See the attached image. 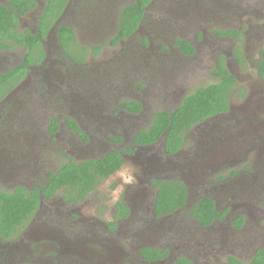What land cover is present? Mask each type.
Here are the masks:
<instances>
[{
    "label": "rangeland",
    "instance_id": "obj_1",
    "mask_svg": "<svg viewBox=\"0 0 264 264\" xmlns=\"http://www.w3.org/2000/svg\"><path fill=\"white\" fill-rule=\"evenodd\" d=\"M131 2L69 0L57 24L72 27L79 45L100 50L72 62L50 33L46 59L2 98L0 188L37 185L67 156L81 161L129 144L156 111H171L194 88L214 82L211 71L219 54L236 80L231 114L191 127L175 155L164 152L163 139L127 155L122 165L138 166V183L127 187L121 200L132 198L143 182L141 192L149 195L113 229L116 171L79 204H65L59 194L44 200L9 240L0 238V264H150L139 254L145 246L168 250L164 261L153 264H175L180 256L193 264H229V256L246 262L264 247V89L254 67L264 50V0H153L135 32L109 45L118 10ZM34 17L24 16L20 29H34ZM226 29L239 30L241 40L217 33ZM179 38L195 48L191 56L174 45ZM22 52L21 47L0 52V73ZM125 101L140 103V110L120 108ZM53 117L58 129L50 133ZM66 118L86 140L66 125ZM243 139L247 146L238 153L233 149ZM250 141L255 148L248 147ZM160 178L183 180L188 201L185 208L157 217L151 210V181ZM202 196L226 211L222 221L202 227L190 217V206ZM238 214L244 218L236 229L232 220Z\"/></svg>",
    "mask_w": 264,
    "mask_h": 264
},
{
    "label": "trees",
    "instance_id": "obj_2",
    "mask_svg": "<svg viewBox=\"0 0 264 264\" xmlns=\"http://www.w3.org/2000/svg\"><path fill=\"white\" fill-rule=\"evenodd\" d=\"M68 0H46L34 31L19 29V17L33 7V0H7L0 4V52L12 51L15 47H22L21 61L14 67L0 73V99L10 91L16 83L24 77L29 67L39 64L44 59L45 49L42 40L45 39L55 20L60 16ZM152 0H133L124 4L117 13L116 30L109 38L108 44L115 45L122 39L131 36L140 24L145 8ZM222 36H233L241 40L238 30H219ZM56 37L67 58L72 62H82L88 54L97 55L100 47L94 45L87 47L76 42L74 29L65 25H57ZM174 45L183 54H193L194 47L186 40L176 39ZM237 54V52H235ZM237 60L240 56L237 54ZM255 71L262 81L264 89V50L258 51ZM211 74L215 81L197 86L183 97L181 103L171 111H156L148 127L136 132L129 144L122 148L110 150L108 153L96 157L74 161L70 156L54 171H48L44 179L32 188L18 185L11 190L0 188V238L9 240L37 210L41 197L49 198L61 195L68 204L82 202L89 192L105 178L117 171L123 163V155L131 153L136 145L156 143L163 139L164 150L167 155H174L181 149L184 133L205 119L221 115L229 111L230 95L236 80L233 73L226 66L225 56L220 54L212 68ZM239 90V97L243 96ZM120 108L131 112H138L141 108L136 101H125ZM66 125L79 136L86 138L77 124L71 118L65 119ZM58 129V118L53 117L49 122V132ZM118 142L122 139L115 138ZM155 187L153 209L155 216H165L185 208L188 198V188L179 178H160L151 181ZM262 205L264 207V198ZM115 213L110 229L114 228L117 219L128 214V207L123 200L114 204ZM226 211L218 210L214 199L202 196L195 200L189 208V215L202 227H210L215 222L225 218ZM244 216L236 215L232 224L239 229L243 224ZM143 260L150 262L165 259L168 256L166 248L145 246L139 250ZM229 264H264V247L255 250L253 256L243 262L235 256L227 258ZM30 264V263H27ZM175 264H193L186 257H178Z\"/></svg>",
    "mask_w": 264,
    "mask_h": 264
},
{
    "label": "flooded vegetation",
    "instance_id": "obj_3",
    "mask_svg": "<svg viewBox=\"0 0 264 264\" xmlns=\"http://www.w3.org/2000/svg\"><path fill=\"white\" fill-rule=\"evenodd\" d=\"M153 1V0H152ZM151 1V2H152ZM33 2H34V4H33V7L31 8V9H29L28 11H26L25 13H24V15H22V16H20L19 17V29H20V25H21V21H22V18H24V16H26V15H28V14H35V17H34V21H35V26H34V29H28V28H25L26 30H30V31H34L35 29H36V24H37V21H38V18H39V15H40V13H41V11H42V9L44 8V6H45V2H46V0L45 1H43V0H33ZM150 2V3H151ZM7 3V0L4 2V3H0V4H6ZM69 3V0L67 1V3H66V5ZM149 3V4H150ZM66 5H65V7H66ZM65 7H64V9H63V11L61 12V14H60V16L55 20V23H54V25L52 26V29L49 31V33L47 34V36L45 37V39L46 38H48V36H49V34L50 33H52V38L51 39H54V41H55V43H56V45H58V47L60 48V50L63 52V54L65 55V53H64V51L62 50V48H61V45L59 44V42H58V39H57V37H56V34H55V30H56V26L57 25H61V24H57V21L59 20V18L64 14V10H65ZM147 8V7H146ZM145 8V9H146ZM142 21V20H141ZM65 26H67V25H65ZM68 27H70V26H68ZM72 28V27H71ZM25 29H23V30H25ZM227 30V29H226ZM235 30H237V29H235ZM238 32L240 33V35H241V32L238 30ZM76 37V36H75ZM226 37H231V36H226ZM45 39H43L42 40V45H43V47H44V49H45V56H44V59L41 61V63H39V64H33V65H31L30 67H29V69H28V71H27V73L33 68V67H37V66H40L42 63H43V61L46 59V57H47V55H48V52H47V50H46V47H45ZM179 39H182V38H179ZM237 39V38H236ZM183 40H185V39H183ZM187 41V40H186ZM188 42V41H187ZM189 43V42H188ZM190 44V43H189ZM191 45V44H190ZM192 46V45H191ZM22 48V47H21ZM23 49V48H22ZM179 49V48H178ZM195 49V48H194ZM23 51H24V49H23ZM4 52H10V51H4ZM181 52V51H180ZM194 52H195V50H194ZM193 52V53H194ZM236 52V51H235ZM23 53V52H22ZM182 53V52H181ZM182 55L183 56H185V57H188V56H191L192 54H190V55H187V54H183L182 53ZM220 55V54H219ZM66 56V55H65ZM67 57V56H66ZM21 58H22V55H21ZM21 58H20V60L14 65V66H16L20 61H21ZM217 59V58H216ZM216 61V60H215ZM215 63V62H214ZM14 66H12V67H14ZM227 66V65H226ZM12 67H10V68H12ZM10 68H8V69H10ZM7 69V70H8ZM7 70H5V71H7ZM5 71H3V72H5ZM2 73V72H1ZM26 73V74H27ZM25 74V75H26ZM25 75H24V77H25ZM23 77V78H24ZM23 78H21V79H23ZM20 79V80H21ZM20 80L17 82V83H19L20 82ZM16 83V84H17ZM15 87V86H14ZM13 87V88H14ZM12 88V89H13ZM11 89V90H12ZM10 90V91H11ZM9 92V91H8ZM7 92V93H8ZM6 93V94H7ZM4 97V96H3ZM2 97V98H3ZM2 98L0 99V102H1V100H2ZM232 111V108L231 107H229V111L228 112H226V113H223V114H221V115H218V116H214V117H211V118H208V119H205L204 121H202V122H200V123H205V122H207L208 120H212V119H215L216 117H220V116H223V115H227V114H231V111ZM200 123H198V124H200ZM196 125V124H195ZM80 129V128H79ZM81 130V129H80ZM75 133V132H74ZM83 133V132H82ZM84 134V133H83ZM78 135V134H77ZM79 136V135H78ZM84 136L86 137V135L84 134ZM80 138H82L83 140H86V138H83L82 136H79ZM260 138V137H259ZM259 138L258 139H254L255 141H256V144H257V142L259 141ZM245 139H243L239 144H237L236 145V147L233 149V150H237V152L238 153H241V151H242V148L244 147V146H247V140H245ZM164 143V142H163ZM153 144H155V143H152V144H146V145H136V146H134L133 147V149H132V151H131V153H133V151L136 149H140V148H146V147H150V146H152ZM256 144H254L252 141H250V143H249V146L248 147H254L255 148V146H256ZM124 145V144H123ZM262 146L264 145V144H261ZM123 146H121V148H122ZM225 149V148H224ZM164 152H165V150H164ZM180 152V150L178 151V152H176V154L177 153H179ZM210 152V150L209 151H207L206 153H209ZM166 153V152H165ZM129 154H130V152H129ZM129 154H124L123 155V160L125 159V157L127 156V155H129ZM175 155V154H174ZM171 156V155H170ZM2 162V164H3V166L5 165V168H6V166H7V163H6V161L5 160H2L1 161ZM48 173V172H47ZM46 173V174H47ZM45 174V175H46ZM45 177V176H44ZM144 183V182H143ZM143 183H142V186H141V189H138V190H134V194L132 195V198H125V205L128 207V214L125 216V217H123V218H121V219H117L116 220V222L118 223V222H121V221H123L124 219H126L130 214H132L134 211H136V209L137 208H139V209H141L142 207H143V201L148 197V195H149V193L148 192H141L142 191V189H143ZM18 185H24V184H18ZM18 185H16V186H18ZM15 186V187H16ZM25 186V185H24ZM33 186H35V185H33ZM33 186H31V187H27V188H32ZM15 187H13L12 189H14ZM154 197V196H153ZM54 198H55V196H53V197H49V198H42L41 197V200H40V204H39V206L42 204V202L45 200V201H53L54 200ZM64 200V199H63ZM187 201H188V198H187ZM64 203L66 204V202L64 201ZM81 203V202H80ZM68 204V203H67ZM74 204H79V203H72V204H69V205H74ZM115 208V207H114ZM151 210L153 211V215H155V211H154V209H153V199H152V202H151ZM114 216V215H113ZM166 259V258H165ZM165 259H160V260H155V261H150V262H148V263H150V264H153V263H158V262H162V261H164Z\"/></svg>",
    "mask_w": 264,
    "mask_h": 264
},
{
    "label": "clouds",
    "instance_id": "obj_4",
    "mask_svg": "<svg viewBox=\"0 0 264 264\" xmlns=\"http://www.w3.org/2000/svg\"><path fill=\"white\" fill-rule=\"evenodd\" d=\"M138 166L132 164L131 162H125L115 173L119 178V183L112 189L111 196L112 199L119 200L121 199L125 192L126 188L129 186L136 185L138 183Z\"/></svg>",
    "mask_w": 264,
    "mask_h": 264
}]
</instances>
